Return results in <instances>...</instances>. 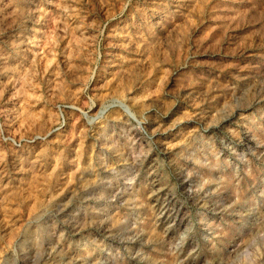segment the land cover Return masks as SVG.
Masks as SVG:
<instances>
[{
  "label": "rangeland",
  "instance_id": "obj_1",
  "mask_svg": "<svg viewBox=\"0 0 264 264\" xmlns=\"http://www.w3.org/2000/svg\"><path fill=\"white\" fill-rule=\"evenodd\" d=\"M0 264H264V0H0Z\"/></svg>",
  "mask_w": 264,
  "mask_h": 264
}]
</instances>
